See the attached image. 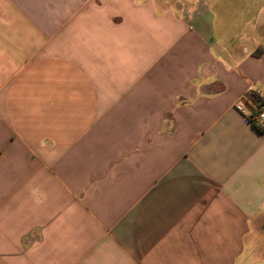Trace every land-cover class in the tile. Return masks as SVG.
Instances as JSON below:
<instances>
[{
    "label": "crops",
    "instance_id": "crops-1",
    "mask_svg": "<svg viewBox=\"0 0 264 264\" xmlns=\"http://www.w3.org/2000/svg\"><path fill=\"white\" fill-rule=\"evenodd\" d=\"M264 0H0V264H264Z\"/></svg>",
    "mask_w": 264,
    "mask_h": 264
},
{
    "label": "trees",
    "instance_id": "trees-1",
    "mask_svg": "<svg viewBox=\"0 0 264 264\" xmlns=\"http://www.w3.org/2000/svg\"><path fill=\"white\" fill-rule=\"evenodd\" d=\"M244 101L247 107L251 110L252 116L249 122L253 127H255L258 131L264 132V128H261L257 123L258 113L264 111V102L263 100L255 93L248 92L244 96ZM261 108V109H260Z\"/></svg>",
    "mask_w": 264,
    "mask_h": 264
},
{
    "label": "built area",
    "instance_id": "built-area-1",
    "mask_svg": "<svg viewBox=\"0 0 264 264\" xmlns=\"http://www.w3.org/2000/svg\"><path fill=\"white\" fill-rule=\"evenodd\" d=\"M261 109V108H260ZM234 110L245 117L248 121L251 119L252 112L251 110L247 107L245 104L244 98L239 100L235 105H234ZM257 123L260 125L261 128H264V111L258 113L257 117Z\"/></svg>",
    "mask_w": 264,
    "mask_h": 264
}]
</instances>
